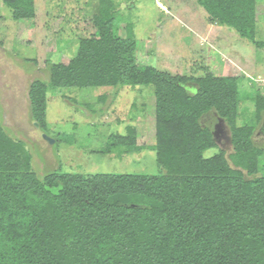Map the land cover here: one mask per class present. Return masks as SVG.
Listing matches in <instances>:
<instances>
[{
  "label": "trees",
  "instance_id": "trees-1",
  "mask_svg": "<svg viewBox=\"0 0 264 264\" xmlns=\"http://www.w3.org/2000/svg\"><path fill=\"white\" fill-rule=\"evenodd\" d=\"M4 2L14 19L35 18L34 0ZM117 2L99 0L94 34L81 37L67 64L50 66L48 82L32 83V116L43 128L50 90L152 86L160 173L41 177L27 145L0 122V264H264V148L252 138L264 94L256 98V125L239 126L230 84L237 77H173L140 66L134 33L119 36ZM198 2L211 24L264 48L257 0ZM213 115L230 126L229 156L205 157L217 147L203 121ZM136 135L129 127L111 136L106 151L140 149Z\"/></svg>",
  "mask_w": 264,
  "mask_h": 264
},
{
  "label": "rangeland",
  "instance_id": "rangeland-1",
  "mask_svg": "<svg viewBox=\"0 0 264 264\" xmlns=\"http://www.w3.org/2000/svg\"><path fill=\"white\" fill-rule=\"evenodd\" d=\"M99 6V0H34L35 18L16 20L12 9L0 0V122L10 137L27 145L33 169L41 177L160 173L152 148L156 144L152 86L50 90L45 124L35 126L29 97L32 83L48 82L50 66L67 64L81 37L94 34ZM257 7L256 36L264 41V0H257ZM115 10L119 36L133 32L137 39L140 66L152 65L173 77L201 78L206 73L237 77L230 83L237 93V125H256V98L258 92L264 94L263 48L256 49L234 30L211 24L198 0H119ZM240 59L250 69L243 64L241 72L236 66ZM189 87L196 88L193 83ZM217 120L213 115L203 121L214 131ZM218 121L217 147L205 152L207 158L220 150L228 156L233 153L230 126ZM129 127L136 129L140 149L108 153L110 137L126 135ZM43 134L55 143H48ZM261 165L259 176H264V156Z\"/></svg>",
  "mask_w": 264,
  "mask_h": 264
},
{
  "label": "crops",
  "instance_id": "crops-1",
  "mask_svg": "<svg viewBox=\"0 0 264 264\" xmlns=\"http://www.w3.org/2000/svg\"><path fill=\"white\" fill-rule=\"evenodd\" d=\"M258 8V7H257ZM262 13H264V8L262 9ZM258 23H260L259 21H258ZM262 23V22H261ZM261 32H262V34H263V36H264V22H263V27H262V29H261ZM262 42H264V41H262ZM255 47V46H254ZM256 48V47H255ZM257 49V48H256ZM264 49V48H263ZM240 64H242V65H240ZM240 64L239 65H236V66H238V68H239V70L241 71V66L242 67H244L245 65H246V67H244V69H250L249 67H250V65H248V62L247 61H245V60H243V62L241 61V59H240ZM243 64H245L244 66H243ZM249 66V67H248ZM252 66V68H251V70H253L254 68H253V64L251 65ZM242 72V71H241ZM259 77H260V75H259ZM263 118H264V113H263V116H262V119H261V122H260V124L257 126V128H256V130H255V132H254V134H253V141H254V144L257 146V147H259V148H264V126H262L261 125V123H262V120H263ZM259 142H261V143H263V144H260Z\"/></svg>",
  "mask_w": 264,
  "mask_h": 264
},
{
  "label": "water",
  "instance_id": "water-1",
  "mask_svg": "<svg viewBox=\"0 0 264 264\" xmlns=\"http://www.w3.org/2000/svg\"><path fill=\"white\" fill-rule=\"evenodd\" d=\"M35 126L39 128L40 124L35 122ZM42 136H43V139L46 140L48 143H50V144L55 143V141L52 138H50L49 136H47L46 134H43ZM214 136H215V139L217 140V131H214Z\"/></svg>",
  "mask_w": 264,
  "mask_h": 264
},
{
  "label": "flooded vegetation",
  "instance_id": "flooded-vegetation-1",
  "mask_svg": "<svg viewBox=\"0 0 264 264\" xmlns=\"http://www.w3.org/2000/svg\"><path fill=\"white\" fill-rule=\"evenodd\" d=\"M218 120H219V119H218ZM218 120H217L216 123L214 124V131H218V132H219V131H221V129H220V127H219L220 124H219V121H218ZM261 125L264 126V118H263V120H262Z\"/></svg>",
  "mask_w": 264,
  "mask_h": 264
}]
</instances>
